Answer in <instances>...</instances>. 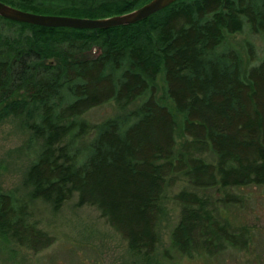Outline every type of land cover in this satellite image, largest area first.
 Here are the masks:
<instances>
[{
  "label": "trees",
  "instance_id": "trees-1",
  "mask_svg": "<svg viewBox=\"0 0 264 264\" xmlns=\"http://www.w3.org/2000/svg\"><path fill=\"white\" fill-rule=\"evenodd\" d=\"M38 14L106 18L149 0H0ZM0 120L28 115L41 147L24 184L53 209L77 193L96 206L132 250L152 255L166 189L183 175L201 190L181 189L170 244L179 253L212 256L247 248L209 208L242 198L226 189H264V52L246 42L249 62L230 47L244 26L264 38V0H176L133 24L80 29L0 17ZM162 82L157 94L156 81ZM144 99L124 117L90 125L89 109ZM168 101V102H166ZM186 137L180 144L176 129ZM92 134L85 150L77 146ZM205 154L210 160L203 158ZM28 203L0 189V236L39 251L52 243L30 220Z\"/></svg>",
  "mask_w": 264,
  "mask_h": 264
},
{
  "label": "rangeland",
  "instance_id": "rangeland-1",
  "mask_svg": "<svg viewBox=\"0 0 264 264\" xmlns=\"http://www.w3.org/2000/svg\"><path fill=\"white\" fill-rule=\"evenodd\" d=\"M0 29L9 30L6 23L0 22ZM246 42L252 43L257 57L264 52V38L261 34L250 31L244 26L241 32L228 34L224 43L217 48H233L243 59L245 67L255 63L249 62L246 53ZM157 96L162 93L160 78L156 81ZM144 98L120 107L114 103H105L89 109L79 119L90 125L103 120L120 116L124 117L135 109ZM168 102V101H166ZM28 115L9 116L0 120V189L11 192L28 203L30 220L46 232L52 243L39 251L19 245L9 236H0V264H264V189L247 186L226 189L242 198L238 205H223L218 198L222 192L210 190L209 208L220 222L228 223L232 231L247 228V248H226L212 255L187 257L170 244V231L177 223L181 204L173 196L181 189L201 190L191 187L183 175L166 189V199L162 202L164 211L158 224L159 242L152 255L146 256L142 251L129 248L127 240L101 215L100 210L89 204L79 205L77 193L63 202L58 209L51 203L30 198L29 187L24 184L25 172L34 161L41 147V140L35 138L28 124L32 122ZM92 134L78 138L77 146L83 151ZM177 142L180 144L186 137L177 127ZM203 158L210 160L205 154Z\"/></svg>",
  "mask_w": 264,
  "mask_h": 264
},
{
  "label": "water",
  "instance_id": "water-1",
  "mask_svg": "<svg viewBox=\"0 0 264 264\" xmlns=\"http://www.w3.org/2000/svg\"><path fill=\"white\" fill-rule=\"evenodd\" d=\"M176 0H149L134 10L106 18H85L55 14H38L21 10L0 1V17L45 27H70L80 29L108 28L141 21L162 10Z\"/></svg>",
  "mask_w": 264,
  "mask_h": 264
}]
</instances>
